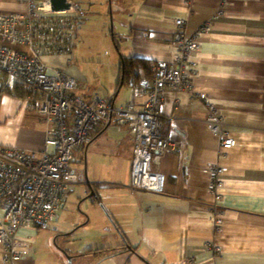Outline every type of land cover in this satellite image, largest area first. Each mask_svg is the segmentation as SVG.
<instances>
[{"label": "crops", "instance_id": "0c3cea01", "mask_svg": "<svg viewBox=\"0 0 264 264\" xmlns=\"http://www.w3.org/2000/svg\"><path fill=\"white\" fill-rule=\"evenodd\" d=\"M114 2L115 13L121 16L117 32L121 43H115V56L104 59L78 54L76 31L77 48H73L71 59L57 54L45 55L43 60L73 76L79 83L75 93L84 100L109 98L115 107L128 104L138 110L146 98L135 97V84L121 76V56L155 64L171 62L177 52L174 19L185 18L184 32L193 35L221 8V0ZM26 8L25 0H0V11L22 12ZM72 8L75 11L76 7ZM101 9L98 14H104ZM224 11L211 20V29L199 40L194 53L198 62L189 82L195 92L219 108L223 129L235 138V145L223 150L221 157L218 138L205 124L204 98L188 87L166 89L158 106L164 120L162 135L174 140L177 147L151 164L165 176L163 191L132 190L133 147L127 126L119 127L114 114L98 123L91 141L73 149V165H69L76 173L85 168L96 193L89 200L86 224L93 223L90 237L101 241L84 250L87 264H264V0H229ZM79 12L76 30L87 19ZM110 28L112 34V24ZM105 55L110 57V52ZM152 79L143 80L140 86L149 87ZM47 126L27 97L1 94L0 146L41 150ZM215 162L227 170L217 203L222 214L218 231L211 221L215 201L205 171ZM79 184L75 185V197L88 193L85 182ZM18 234L31 238L32 246L16 264H38L33 252L41 238L39 229L23 227ZM46 238L51 236L46 234ZM100 248L107 249L95 251ZM2 258L0 243V264Z\"/></svg>", "mask_w": 264, "mask_h": 264}, {"label": "built area", "instance_id": "2783aa9c", "mask_svg": "<svg viewBox=\"0 0 264 264\" xmlns=\"http://www.w3.org/2000/svg\"><path fill=\"white\" fill-rule=\"evenodd\" d=\"M22 12L0 11V96L20 84L31 91L32 108L47 121L41 150H23L0 146V243L1 264H16L31 250L32 239L18 234L20 228H48L57 219L66 200L71 182L69 162L73 149L87 144L95 126L115 112L118 124H128L133 153L130 168L132 190L163 191L165 176L151 168L163 154L176 150L177 143L162 135L164 120L158 112L166 89L190 85L197 65L194 53L200 38L211 29V20L225 14L229 0H222L211 19L198 26L193 35H186L185 18H175L173 43L176 55L170 64L153 68L152 84L135 87V96H144L140 109L131 105L114 107L109 98L96 97L87 102L75 93L77 80L64 69L48 65L45 55L69 54L76 31L75 11H50L48 0H25ZM197 97L204 94L195 92ZM205 124L218 138V152L236 143L223 129V116L209 99H204ZM207 186L214 196L215 210L211 221L215 231L222 225L217 203L221 199L225 167L215 162L206 169Z\"/></svg>", "mask_w": 264, "mask_h": 264}, {"label": "rangeland", "instance_id": "374dc122", "mask_svg": "<svg viewBox=\"0 0 264 264\" xmlns=\"http://www.w3.org/2000/svg\"><path fill=\"white\" fill-rule=\"evenodd\" d=\"M125 1V3L128 2V0ZM72 2L74 5H77L79 7L81 12L85 13L84 17L87 18L82 26L77 29L78 54L81 53L84 55L95 57L103 56L104 59L111 58L113 55L115 56L117 52L115 49V43L112 39L110 25L112 24L113 26V31L116 34V41L119 45L121 41L117 36V32L121 29L118 26L121 16L119 17L118 14L115 13L114 0L112 1V3L110 0H72ZM110 3V8L113 12L111 16L108 13ZM100 6H102L101 10L104 12V14H98V9ZM81 35H84L83 38L81 37ZM88 44L93 46H100L101 48L97 49L96 47H87ZM76 48L77 46L74 49ZM106 52H110V57L109 55L104 56V53ZM67 55L69 56V54ZM68 59H71V56H69ZM78 59H81L79 55ZM92 61H94L93 64L95 65V59H93ZM168 64H170V62L167 63V65ZM77 85H79L78 81ZM135 87L145 86L134 85L132 87L133 95ZM183 88L184 87L178 89ZM188 89H190L191 91L193 90L191 84L188 86ZM202 98L207 99L208 97L203 95ZM112 114L116 116V124L119 125V127L122 125L127 126L128 133L131 136L128 124H118L119 117L115 112L111 113L108 116V119L111 118ZM39 117L42 118L41 116ZM87 144H83L81 146ZM69 165L72 166L73 162H69ZM75 185L79 186L80 184H70V189L67 193L66 200L63 202V205L58 212V218L56 221L57 228L53 229L51 226L48 228L39 229L41 238L37 239L35 246L33 244V253L34 255H36V257L39 258L38 264H67V255L71 256V264H87L88 259L86 258V254H84V250H87L86 247H89L88 245L93 244L95 246L98 245L101 241V238L90 237L91 231L93 232L95 229L93 226H90V224L93 225V223L89 222L88 224H86L88 222V213H90L91 211V205L89 202L90 198L83 200L82 198L84 196L75 197V194H77V188H75ZM78 191L81 192V190ZM87 201L88 204H86ZM46 234H49L51 238H46Z\"/></svg>", "mask_w": 264, "mask_h": 264}, {"label": "trees", "instance_id": "16d2710c", "mask_svg": "<svg viewBox=\"0 0 264 264\" xmlns=\"http://www.w3.org/2000/svg\"><path fill=\"white\" fill-rule=\"evenodd\" d=\"M111 3L113 0H110ZM80 9L78 6H76L75 9V18L76 20L80 19ZM77 31V30H76ZM76 31L74 34V37L72 39V43L69 47V49L67 50V52L69 53V55H72L73 52V48H74V41L76 39ZM112 39L113 42L116 43V35L114 32H112ZM118 49V46H117ZM122 58V75H123V79L125 81H128V83L130 84H135V85H141L143 82V80H150L153 78V67L156 65L153 62H150L149 60L146 59H142V58H137V57H123ZM13 90L15 91V95L19 98H24L26 96H29L31 94V91L28 87H24L20 84L14 85ZM126 243V242H125ZM102 249H107V248H100V249H96L95 251H100Z\"/></svg>", "mask_w": 264, "mask_h": 264}, {"label": "water", "instance_id": "95a60500", "mask_svg": "<svg viewBox=\"0 0 264 264\" xmlns=\"http://www.w3.org/2000/svg\"><path fill=\"white\" fill-rule=\"evenodd\" d=\"M48 4L49 10L54 12L70 11L72 6H77L73 4L72 0H48ZM121 76L123 77V75ZM67 178L72 184H79L85 182L88 193H86V195L82 198L83 200L91 198L92 196H96L94 189L91 187L89 181L87 180L85 168H83L82 170H78L77 173L76 170H71V173ZM67 264H71V256L69 255H67Z\"/></svg>", "mask_w": 264, "mask_h": 264}]
</instances>
